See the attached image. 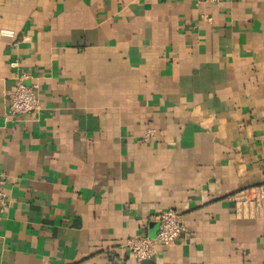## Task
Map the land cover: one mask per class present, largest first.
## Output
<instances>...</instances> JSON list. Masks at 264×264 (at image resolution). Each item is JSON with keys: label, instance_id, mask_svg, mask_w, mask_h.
Returning a JSON list of instances; mask_svg holds the SVG:
<instances>
[{"label": "crops", "instance_id": "obj_1", "mask_svg": "<svg viewBox=\"0 0 264 264\" xmlns=\"http://www.w3.org/2000/svg\"><path fill=\"white\" fill-rule=\"evenodd\" d=\"M2 31L0 264H264V0H0Z\"/></svg>", "mask_w": 264, "mask_h": 264}, {"label": "built area", "instance_id": "obj_2", "mask_svg": "<svg viewBox=\"0 0 264 264\" xmlns=\"http://www.w3.org/2000/svg\"><path fill=\"white\" fill-rule=\"evenodd\" d=\"M204 1L219 3L222 0ZM3 36L11 37L12 33L2 31L0 37ZM23 81L24 77L18 76L13 91L9 93L7 116L13 121H18L22 116L37 110L39 107L33 87L26 86ZM1 184L0 180V207L5 202V195ZM182 232H184V227L180 213L174 210H167L159 215L158 230L153 238L138 234L128 238L124 243V248L137 262L150 260L154 256L157 247H170L174 245Z\"/></svg>", "mask_w": 264, "mask_h": 264}]
</instances>
